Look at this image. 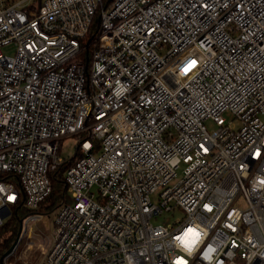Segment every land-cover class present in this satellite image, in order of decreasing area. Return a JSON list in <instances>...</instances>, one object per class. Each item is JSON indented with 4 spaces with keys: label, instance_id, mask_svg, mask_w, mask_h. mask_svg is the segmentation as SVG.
I'll use <instances>...</instances> for the list:
<instances>
[{
    "label": "built area",
    "instance_id": "1",
    "mask_svg": "<svg viewBox=\"0 0 264 264\" xmlns=\"http://www.w3.org/2000/svg\"><path fill=\"white\" fill-rule=\"evenodd\" d=\"M262 114L264 0H0V225L50 195L63 138L84 152L3 263L264 264Z\"/></svg>",
    "mask_w": 264,
    "mask_h": 264
},
{
    "label": "trees",
    "instance_id": "2",
    "mask_svg": "<svg viewBox=\"0 0 264 264\" xmlns=\"http://www.w3.org/2000/svg\"><path fill=\"white\" fill-rule=\"evenodd\" d=\"M36 1L40 3L41 0ZM99 16L100 13L97 11L89 31L83 38V43L86 45V49L81 54V57L89 58V51L94 47V43L90 45L88 44L89 41L94 38L99 27ZM83 154L84 152L81 150V147L78 144L73 157L64 158L62 163L56 169L50 171L49 176L52 183V191L50 195L46 197V199L43 200L35 210L28 208L22 200L10 208V216L2 225H0V264H4L3 257L16 242L20 233V227L26 217L32 214L44 215L46 213H50L59 207L62 201H67L70 199L68 188L65 182L64 172L68 166L74 163L76 159L81 157Z\"/></svg>",
    "mask_w": 264,
    "mask_h": 264
},
{
    "label": "rangeland",
    "instance_id": "3",
    "mask_svg": "<svg viewBox=\"0 0 264 264\" xmlns=\"http://www.w3.org/2000/svg\"><path fill=\"white\" fill-rule=\"evenodd\" d=\"M261 117L264 119V114L261 115ZM206 124L209 128V130H213L216 128V125L213 121L207 120ZM78 145V137L75 135L67 136L61 140V146H60V153L63 158H69L73 157ZM184 167V164H181V167L178 169V178L182 176V169ZM153 199L155 200L156 197L153 195ZM241 205H244V203L241 201ZM58 207L53 210L50 213H46L44 215H33L37 216L38 219L36 220L35 223H33V231L35 233H44L46 238L48 239L51 236V232L53 230V225H54V220L56 217ZM10 215H8L5 218V221ZM186 216L185 212L182 209H174V210H169V211H164L158 215H155L152 217V221L154 223H160V222H168V223H173L178 219H184ZM32 221H35L33 217L29 218L27 222L30 224ZM43 234V235H44ZM26 237L24 238V240ZM48 243V242H47ZM47 245V244H46ZM20 251V250H19ZM35 255V250L32 251V253L29 255V259H31ZM39 255V254H38ZM17 258V255L15 256ZM34 261L37 259V256L33 257Z\"/></svg>",
    "mask_w": 264,
    "mask_h": 264
},
{
    "label": "clouds",
    "instance_id": "4",
    "mask_svg": "<svg viewBox=\"0 0 264 264\" xmlns=\"http://www.w3.org/2000/svg\"><path fill=\"white\" fill-rule=\"evenodd\" d=\"M201 238V232L197 231L194 227H188L182 235L176 237V240H178L180 245H182L183 248L187 250V253L190 254L200 242ZM207 259L210 260V257H208ZM175 264H187V261L178 259L175 261Z\"/></svg>",
    "mask_w": 264,
    "mask_h": 264
},
{
    "label": "snow or ice",
    "instance_id": "5",
    "mask_svg": "<svg viewBox=\"0 0 264 264\" xmlns=\"http://www.w3.org/2000/svg\"><path fill=\"white\" fill-rule=\"evenodd\" d=\"M196 66V61L193 60L191 61L185 68L184 71L185 73H187L188 71H190L192 68H194Z\"/></svg>",
    "mask_w": 264,
    "mask_h": 264
},
{
    "label": "bare ground",
    "instance_id": "6",
    "mask_svg": "<svg viewBox=\"0 0 264 264\" xmlns=\"http://www.w3.org/2000/svg\"><path fill=\"white\" fill-rule=\"evenodd\" d=\"M33 218H34V220H35V219H38V217H37V216H33ZM28 220H29V219H28ZM28 225H30V223H29V222H27V226H28Z\"/></svg>",
    "mask_w": 264,
    "mask_h": 264
},
{
    "label": "water",
    "instance_id": "7",
    "mask_svg": "<svg viewBox=\"0 0 264 264\" xmlns=\"http://www.w3.org/2000/svg\"><path fill=\"white\" fill-rule=\"evenodd\" d=\"M21 227H22V225H21ZM21 227H20V230H21ZM15 244V243H14ZM14 246V245H13ZM13 248V247H12ZM12 248L11 249H9V251L7 252V253H9L11 250H12Z\"/></svg>",
    "mask_w": 264,
    "mask_h": 264
}]
</instances>
